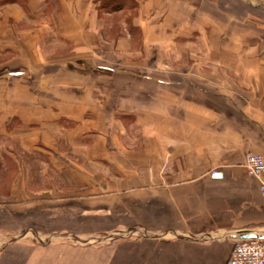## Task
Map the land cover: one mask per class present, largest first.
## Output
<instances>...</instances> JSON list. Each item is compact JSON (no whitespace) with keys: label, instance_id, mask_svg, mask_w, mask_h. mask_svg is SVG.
I'll return each instance as SVG.
<instances>
[{"label":"crops","instance_id":"crops-1","mask_svg":"<svg viewBox=\"0 0 264 264\" xmlns=\"http://www.w3.org/2000/svg\"><path fill=\"white\" fill-rule=\"evenodd\" d=\"M136 2L112 13L123 20L107 54L112 14L97 0H0V140L18 143L0 147L2 173L10 155L18 168L0 196L41 207L27 199L29 154L68 217L52 230L119 234L101 248L17 250L22 264H227L236 240L264 237L245 168L264 155V0ZM58 45L61 58L43 55ZM91 58L134 83L83 85Z\"/></svg>","mask_w":264,"mask_h":264},{"label":"rangeland","instance_id":"rangeland-1","mask_svg":"<svg viewBox=\"0 0 264 264\" xmlns=\"http://www.w3.org/2000/svg\"><path fill=\"white\" fill-rule=\"evenodd\" d=\"M134 1L136 2V0ZM128 2H130V0H127V3ZM127 3L126 5H118V0H110L109 2H107V9L104 12H108L110 14L118 12L127 6L129 7ZM108 18L110 20L106 21L105 31L100 33V38L102 39L101 50L107 54H112L113 50H111V47L108 45V43L110 40H116L118 38V35L121 33L118 30L119 23L122 22L123 16L112 14L108 16ZM113 23L114 25L112 27ZM108 26H110L111 28ZM104 41L107 42L106 45H104ZM95 44H98V42H96ZM66 48L67 47L65 45H58V47L45 46L43 48V55L45 57L48 56L50 60L54 58H56L57 60L64 55L65 51L67 50ZM155 52L159 53V51H157L156 49ZM28 53H30V49L29 52L26 51V54ZM44 53L47 55H45ZM32 54L33 53H30L31 56ZM55 54L56 56L53 57V55ZM86 64H84L83 71H85V69L87 71L89 67L91 68V72L89 74L90 77L83 82V85H86L87 87L104 86L113 88L129 86L134 83L133 80H129L128 78L124 79V77H122L123 79H120L118 77L119 75L114 74V71L113 73H104L102 75L101 72L102 70H104V68L101 69L100 66L105 67L107 65L103 63H97V61L93 62L92 58L91 61L87 62ZM108 67L112 70L119 69V66L117 64H110ZM110 72L112 71L110 70ZM137 83H139V85L142 84L144 86H149V82L145 81V79L137 80ZM79 85L81 86V84ZM18 127L19 126L17 125V123L14 122L10 128L12 130ZM6 145L9 146L11 152H18V143L16 139H9V141L0 140V147L3 146L2 148H4ZM20 151L22 150L20 149ZM22 161L27 167V170L30 172L26 174V176H24L28 187L29 196L27 197V199L29 203H38L41 207H37V210H35L34 208L28 209L27 205L24 202L12 200L11 198L7 199L12 183L17 177L18 172L16 160L13 159V157L10 155L9 159L7 160L9 172L2 173V170H0V195L2 194L7 197L2 198L0 196V264H22L24 257H22L21 254H18L17 250H26V248H28L27 250H33L36 247L37 249L42 248L41 250H51L50 248H53L52 250H76L77 248L82 247L101 248V246H108V244H111L112 240L117 238L116 236H119V234H114L113 231H110L105 233L103 232L100 235L94 236L92 238H80L76 235L69 234L70 232L64 233L61 228L52 230L54 228L51 229V227H55V224H59L56 222H60L63 219H68V217H66L67 214L63 213L57 216L56 213L57 211H60V208L53 207V205L50 204V201H52L53 198L55 199L57 194L51 193L50 189H52V187L51 185H49L48 180L44 181L41 177V173L39 172L43 169V166H40L36 162L34 157L29 154H26ZM1 166L2 164L0 165V168ZM37 166H40V168L42 169L37 168ZM56 180V178L53 179V187L65 191L63 183L59 180ZM51 218L53 219V222L55 224L52 222ZM72 219L77 220L78 222L81 221L80 218L76 217H72ZM68 247H73L76 249ZM55 257L56 256H54V258H52L50 255L47 256L48 259H53L51 262L54 261L55 264H68V262L65 261L66 256H60L57 260H55ZM31 263H33V261H31ZM37 264L46 263H39L38 261Z\"/></svg>","mask_w":264,"mask_h":264},{"label":"built area","instance_id":"built-area-1","mask_svg":"<svg viewBox=\"0 0 264 264\" xmlns=\"http://www.w3.org/2000/svg\"><path fill=\"white\" fill-rule=\"evenodd\" d=\"M245 168L248 176L259 181L264 196V155L248 153ZM227 264H264V237L236 240Z\"/></svg>","mask_w":264,"mask_h":264},{"label":"trees","instance_id":"trees-1","mask_svg":"<svg viewBox=\"0 0 264 264\" xmlns=\"http://www.w3.org/2000/svg\"><path fill=\"white\" fill-rule=\"evenodd\" d=\"M110 0H97V2L99 3V10L100 11H105L107 9V2H109ZM126 1V2H125ZM127 0H118V5H126ZM127 5L132 6V7H136L137 2H135L134 0H130V2L127 3Z\"/></svg>","mask_w":264,"mask_h":264},{"label":"water","instance_id":"water-1","mask_svg":"<svg viewBox=\"0 0 264 264\" xmlns=\"http://www.w3.org/2000/svg\"><path fill=\"white\" fill-rule=\"evenodd\" d=\"M250 238H256V237H253V236H252V237H250Z\"/></svg>","mask_w":264,"mask_h":264}]
</instances>
